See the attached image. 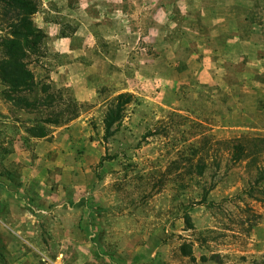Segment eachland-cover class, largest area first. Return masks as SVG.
Instances as JSON below:
<instances>
[{
    "label": "rangeland",
    "instance_id": "rangeland-1",
    "mask_svg": "<svg viewBox=\"0 0 264 264\" xmlns=\"http://www.w3.org/2000/svg\"><path fill=\"white\" fill-rule=\"evenodd\" d=\"M14 18L0 6V60ZM48 43L27 59L35 87L17 95L36 107L7 100L0 79V264H264V143L254 163L232 159L237 138H264V88L245 109L234 89L195 82L197 69H167L181 83L133 86L135 100L105 139L104 116L129 84L76 101L72 88L48 82L59 60ZM243 72L216 75L229 82ZM255 74L246 68V79ZM53 112L78 117L48 125L45 141L31 137Z\"/></svg>",
    "mask_w": 264,
    "mask_h": 264
},
{
    "label": "crops",
    "instance_id": "crops-1",
    "mask_svg": "<svg viewBox=\"0 0 264 264\" xmlns=\"http://www.w3.org/2000/svg\"><path fill=\"white\" fill-rule=\"evenodd\" d=\"M39 1L43 10L34 22L59 58L48 82L72 88L78 102L95 101L111 85L129 84L116 95L138 93V85L177 86L179 73L167 76V69L181 65L197 69V83L220 86L222 94L234 89L245 109L262 97L264 0ZM171 28L173 45L164 38ZM239 67L244 72L229 74V82L217 78L218 69ZM246 68L255 71L252 80Z\"/></svg>",
    "mask_w": 264,
    "mask_h": 264
},
{
    "label": "trees",
    "instance_id": "trees-1",
    "mask_svg": "<svg viewBox=\"0 0 264 264\" xmlns=\"http://www.w3.org/2000/svg\"><path fill=\"white\" fill-rule=\"evenodd\" d=\"M0 6L4 9L6 18L9 14H15V18L10 22L8 35L1 42L4 58L0 60V79L7 87L5 97L7 100L16 103V105L22 104L27 108L36 107L38 105L36 100L30 101L17 95H20L24 90L32 91L35 87L34 75L28 69L27 59L30 56L40 54L46 39V34L36 26L33 19L40 9L39 0H0ZM48 98L52 99L54 97L49 96ZM134 100L135 96L131 93H122L115 96L103 120L105 139L115 134L116 127L124 118L125 107ZM48 103H52V101L50 100ZM65 112H53L42 124L29 129L30 136L37 139L46 138L49 135L48 125L60 126L78 117L75 114L69 116L67 120H62L61 117ZM237 140L232 145V159L234 161L247 159L249 164L254 163L258 154L255 151L257 147L255 144L258 142L264 143V138L241 136ZM196 169L202 174L205 171V166L204 164H197ZM97 177H99L98 174ZM181 249L184 256L191 257L195 261L190 244L182 245Z\"/></svg>",
    "mask_w": 264,
    "mask_h": 264
}]
</instances>
